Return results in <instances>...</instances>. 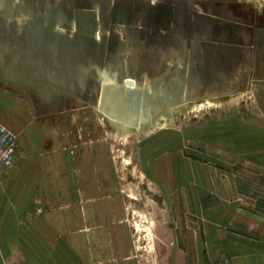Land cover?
I'll return each mask as SVG.
<instances>
[{
  "label": "rangeland",
  "instance_id": "374dc122",
  "mask_svg": "<svg viewBox=\"0 0 264 264\" xmlns=\"http://www.w3.org/2000/svg\"><path fill=\"white\" fill-rule=\"evenodd\" d=\"M190 2L191 18L211 26L165 85L128 86L123 70L103 74L84 56L65 62L0 23V94L24 125L12 166L29 162L24 168L39 177L40 196L32 180L26 211L29 203L61 222L47 228L58 263L166 264L173 238L236 199L234 189L245 197L249 187L243 205L264 214L256 179L264 177V0ZM19 24L22 31L23 17ZM26 211L27 220L40 217Z\"/></svg>",
  "mask_w": 264,
  "mask_h": 264
},
{
  "label": "water",
  "instance_id": "95a60500",
  "mask_svg": "<svg viewBox=\"0 0 264 264\" xmlns=\"http://www.w3.org/2000/svg\"><path fill=\"white\" fill-rule=\"evenodd\" d=\"M153 1L125 0L121 4L112 0H66L46 6V0H0L1 30L7 32L12 25L13 30L30 37L33 46L55 52L65 62H77L84 56L89 67L103 74L106 68L111 74L123 70L122 78L128 86L149 79H155L152 85H165L172 82L183 56L194 52L196 34L207 31L211 23L191 18L195 14L191 0ZM21 17L24 26L19 31ZM85 19L93 27L91 38L80 35L85 31ZM173 58L176 60L170 65ZM71 70L74 73L77 67ZM158 75L164 77L156 78ZM135 90L144 93L146 99L151 95Z\"/></svg>",
  "mask_w": 264,
  "mask_h": 264
},
{
  "label": "crops",
  "instance_id": "0c3cea01",
  "mask_svg": "<svg viewBox=\"0 0 264 264\" xmlns=\"http://www.w3.org/2000/svg\"><path fill=\"white\" fill-rule=\"evenodd\" d=\"M14 107L0 94V119L16 134L24 125L17 123L19 120L22 123V111ZM17 136L18 146L25 147L21 133ZM19 158L18 154L14 164ZM20 163L21 171L14 168L15 171L12 166L0 180V264H62L57 260L61 252L50 254L46 248L47 228L60 229L61 222L48 220L45 210H30L29 203L27 211L40 217L27 220L24 216L23 200L28 197L29 202L32 197L31 181L34 180L35 197L40 196L41 190L39 177L32 179L30 169L24 168L29 162ZM256 179L257 184L264 186V177L256 176ZM240 191L234 189L236 199L206 211L198 224L186 227L184 238H173L166 264H264V214L243 205V202L249 204V187L244 190L245 197ZM74 242L78 243V235L70 237L68 244L72 249H76Z\"/></svg>",
  "mask_w": 264,
  "mask_h": 264
},
{
  "label": "built area",
  "instance_id": "2783aa9c",
  "mask_svg": "<svg viewBox=\"0 0 264 264\" xmlns=\"http://www.w3.org/2000/svg\"><path fill=\"white\" fill-rule=\"evenodd\" d=\"M18 136L0 121V178L19 154Z\"/></svg>",
  "mask_w": 264,
  "mask_h": 264
},
{
  "label": "flooded vegetation",
  "instance_id": "af4514ba",
  "mask_svg": "<svg viewBox=\"0 0 264 264\" xmlns=\"http://www.w3.org/2000/svg\"><path fill=\"white\" fill-rule=\"evenodd\" d=\"M2 5H3L2 2H0V6H2ZM89 25H90V28H92V25H91V23H89L88 19H85L83 24H82V27L84 28L85 31L84 32H80V35H85L87 38H91V36H90L91 33L90 32H92V30L88 29ZM28 39L30 40V37H28Z\"/></svg>",
  "mask_w": 264,
  "mask_h": 264
},
{
  "label": "bare ground",
  "instance_id": "6f19581e",
  "mask_svg": "<svg viewBox=\"0 0 264 264\" xmlns=\"http://www.w3.org/2000/svg\"><path fill=\"white\" fill-rule=\"evenodd\" d=\"M117 65H118V63H117ZM111 98H113V97H111ZM108 99V98H107ZM110 99H108V101H109ZM111 101V100H110ZM112 104H113V102H111ZM114 105V104H113ZM126 125V124H125Z\"/></svg>",
  "mask_w": 264,
  "mask_h": 264
}]
</instances>
